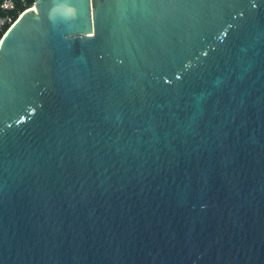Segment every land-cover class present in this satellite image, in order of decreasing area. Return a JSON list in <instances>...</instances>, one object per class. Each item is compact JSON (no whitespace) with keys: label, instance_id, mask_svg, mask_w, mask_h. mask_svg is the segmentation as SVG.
Wrapping results in <instances>:
<instances>
[{"label":"water","instance_id":"95a60500","mask_svg":"<svg viewBox=\"0 0 264 264\" xmlns=\"http://www.w3.org/2000/svg\"><path fill=\"white\" fill-rule=\"evenodd\" d=\"M0 264H264V0L19 11Z\"/></svg>","mask_w":264,"mask_h":264},{"label":"trees","instance_id":"16d2710c","mask_svg":"<svg viewBox=\"0 0 264 264\" xmlns=\"http://www.w3.org/2000/svg\"><path fill=\"white\" fill-rule=\"evenodd\" d=\"M11 1L13 3V8L11 10H4V9L0 8V16L5 14L6 12H9L11 14L12 20H13L17 16L18 12L21 11L22 9L30 6L32 4L33 0H11ZM0 2H1V0H0ZM7 26H8V24H6L4 26L3 31L6 29ZM2 32H0V35L2 34Z\"/></svg>","mask_w":264,"mask_h":264},{"label":"built area","instance_id":"2783aa9c","mask_svg":"<svg viewBox=\"0 0 264 264\" xmlns=\"http://www.w3.org/2000/svg\"><path fill=\"white\" fill-rule=\"evenodd\" d=\"M0 8L4 10H11L13 8V3L11 0H1ZM12 21V16L9 12H6L2 16H0V32L3 31V28L6 24L9 25Z\"/></svg>","mask_w":264,"mask_h":264}]
</instances>
